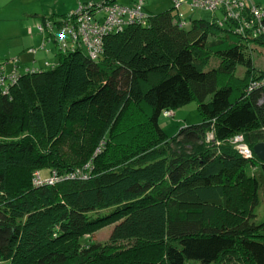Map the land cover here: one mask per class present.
<instances>
[{
  "label": "trees",
  "instance_id": "obj_1",
  "mask_svg": "<svg viewBox=\"0 0 264 264\" xmlns=\"http://www.w3.org/2000/svg\"><path fill=\"white\" fill-rule=\"evenodd\" d=\"M173 9L144 8L147 23L104 36L95 59L83 46L58 47L54 66L0 91V263L264 264L259 180L249 172L264 162L230 142L236 133L251 149L264 142V69L246 57L264 38L215 17L180 26ZM211 56L219 63L204 70ZM190 100L203 121L167 137L162 111ZM43 169L86 177L34 185ZM109 223V241H94Z\"/></svg>",
  "mask_w": 264,
  "mask_h": 264
},
{
  "label": "rangeland",
  "instance_id": "obj_2",
  "mask_svg": "<svg viewBox=\"0 0 264 264\" xmlns=\"http://www.w3.org/2000/svg\"><path fill=\"white\" fill-rule=\"evenodd\" d=\"M102 0H0V62L7 63L6 70H11L12 60L16 59L20 63V67L25 69L28 67L30 70H46L54 66L58 61V46L51 39L45 41L47 31H40L38 26L43 25L45 20H50L54 23L60 15L69 14L78 9L81 3L87 2H100ZM120 4L128 5L132 0H116ZM253 3L264 6V0H251ZM144 8L147 12L157 13L160 11L171 9V0H144ZM177 16L182 20L202 19L210 21L214 17L212 11L195 9L193 6L182 3L177 8L173 9ZM103 13L100 12L98 17H102ZM218 19H221L222 15L220 11L216 12ZM54 27V33H56ZM250 51L247 52L246 57H250L253 65L256 69H264V45L253 44ZM33 50L34 53H31ZM9 61V63H8ZM219 63V58L211 56L209 61L204 66V70L216 67ZM20 68V70H21ZM246 73V66L238 64L234 72V78L241 79ZM171 116L161 115L159 123L164 130L167 137L174 136L180 128L197 124L203 121V115L198 109L197 102L190 100L184 105L172 110ZM127 121L121 120L118 125V129H123L125 126L131 123L128 117H125ZM126 129V128H125ZM15 129H12L14 131ZM22 132V130H21ZM34 136H39L38 131H33ZM19 136L11 135L9 138ZM107 136V132H103L99 138L98 145L102 144L101 138ZM98 147V148H99ZM96 148L94 155L99 152ZM63 150V149H62ZM249 172L255 173L259 180L258 197L259 202L254 209V221L264 220V172L259 167L254 169L250 168ZM53 172L50 173L52 175ZM41 176L44 178L47 175V170L41 171ZM50 175H47L50 176ZM15 175H10L7 182L13 180ZM74 178V177H73ZM27 180V178H26ZM251 188V185H249ZM12 186H8L11 190ZM114 208L102 210L99 213L108 214ZM114 223H109L103 228L99 229L92 235L94 241L101 243L108 242L110 234L113 230ZM127 241H119L116 245L125 247ZM8 264V263H0ZM185 264H197L196 261H187Z\"/></svg>",
  "mask_w": 264,
  "mask_h": 264
},
{
  "label": "built area",
  "instance_id": "obj_3",
  "mask_svg": "<svg viewBox=\"0 0 264 264\" xmlns=\"http://www.w3.org/2000/svg\"><path fill=\"white\" fill-rule=\"evenodd\" d=\"M175 8L182 3H187L195 9L212 11L217 18L216 12L220 11L221 19H217L219 25L231 26L232 31L240 36L264 38V6L253 3L251 0H171ZM100 12L102 17H98ZM147 13L144 11V0H133L130 4H120L116 0H102L100 2L81 3L77 10L71 12L66 18L59 21V24H52L49 21L39 25L40 31L46 30L48 34L57 29L53 38L61 51L68 48L83 46L86 54L95 59L100 54L103 45V37L110 33L121 32L129 25H145L147 23ZM187 21L181 20L180 26H186ZM35 52V51H34ZM31 50V53H34ZM9 63V61H8ZM11 70H6L7 63L0 62V91L9 92L10 88L16 84L21 74L35 71L28 67L20 70L18 60H12ZM259 85L253 81L249 88ZM172 110L162 111L163 116H171ZM213 134H208V139H212ZM231 144L237 153L245 158L253 155L252 149L245 142L242 133H236L230 138ZM218 143V142H217ZM80 177L86 175L78 173ZM75 174L58 176L55 172L48 177L42 178L38 172L34 173L33 184L44 183L54 184L63 179L73 178Z\"/></svg>",
  "mask_w": 264,
  "mask_h": 264
},
{
  "label": "water",
  "instance_id": "obj_4",
  "mask_svg": "<svg viewBox=\"0 0 264 264\" xmlns=\"http://www.w3.org/2000/svg\"><path fill=\"white\" fill-rule=\"evenodd\" d=\"M252 151L261 162H264V142L255 143Z\"/></svg>",
  "mask_w": 264,
  "mask_h": 264
},
{
  "label": "crops",
  "instance_id": "obj_5",
  "mask_svg": "<svg viewBox=\"0 0 264 264\" xmlns=\"http://www.w3.org/2000/svg\"><path fill=\"white\" fill-rule=\"evenodd\" d=\"M19 66H20V63H19ZM21 68V67H20ZM22 69V68H21Z\"/></svg>",
  "mask_w": 264,
  "mask_h": 264
}]
</instances>
